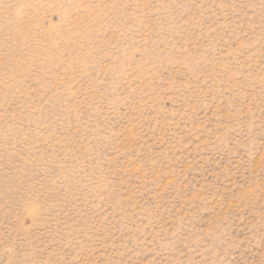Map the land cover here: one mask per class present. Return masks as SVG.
I'll use <instances>...</instances> for the list:
<instances>
[{"label":"rangeland","instance_id":"rangeland-1","mask_svg":"<svg viewBox=\"0 0 264 264\" xmlns=\"http://www.w3.org/2000/svg\"><path fill=\"white\" fill-rule=\"evenodd\" d=\"M0 264H264V0H0Z\"/></svg>","mask_w":264,"mask_h":264}]
</instances>
